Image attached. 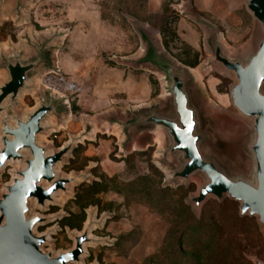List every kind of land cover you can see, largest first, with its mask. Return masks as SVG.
I'll return each instance as SVG.
<instances>
[{"label": "rangeland", "instance_id": "374dc122", "mask_svg": "<svg viewBox=\"0 0 264 264\" xmlns=\"http://www.w3.org/2000/svg\"><path fill=\"white\" fill-rule=\"evenodd\" d=\"M248 0H25L20 14L14 0L0 4V52L29 51L34 40L57 35L54 68L43 70L17 112L32 110L39 95L63 97L69 106L44 141L57 150L72 137L79 141L59 171L78 175L68 195L60 194L33 214L48 217L45 246L55 253L74 246L72 235L94 220L81 264H254L264 261V231L256 217L240 215V203L209 198L199 212L189 197L201 185L167 181L170 164L157 132L141 131L125 141L115 120L151 106L163 107L162 75L140 64L141 32L149 35L178 64L200 73L204 101L213 123L236 141L248 122L233 106L235 80L219 69L207 70V30L184 17L181 7L216 25L226 53L244 58L261 39ZM59 34L61 36H59ZM3 75L0 74V83ZM249 165V164H248ZM248 165L244 168L249 171ZM8 165L0 192L10 182Z\"/></svg>", "mask_w": 264, "mask_h": 264}, {"label": "water", "instance_id": "95a60500", "mask_svg": "<svg viewBox=\"0 0 264 264\" xmlns=\"http://www.w3.org/2000/svg\"><path fill=\"white\" fill-rule=\"evenodd\" d=\"M5 1L0 0V4ZM14 2V12L20 14L25 0ZM246 6L259 24L261 39L244 58L226 53L223 34L216 25L194 14L189 5L181 7L184 17L207 30L210 59L204 68L219 69L235 80L230 88L231 101L248 122L236 141L225 137L213 123L200 73L178 64L143 32L144 54L138 62L162 75L164 106L133 111L114 124L125 141L141 131L158 133L165 144L160 151L161 162L171 165L167 181L201 180L197 192L188 199L196 213L209 198L222 201L229 197L240 203L242 217H256L264 231V0H248ZM56 38L55 34L34 40L28 43V52H0V176L8 165H19L0 192V264H81L87 255L86 246L97 242L91 235V219L83 231L72 235L74 246L70 250L55 253L45 248L51 241L50 229L37 232L48 217L33 214L35 206L45 209L58 195H68L79 179L78 175H62L59 166L80 137H72L57 150L44 141L53 129L52 120L61 121L68 115V102L47 92L37 97L32 110L17 112L23 95L32 90L43 70L54 68ZM247 165L248 172L244 169ZM253 262L264 264L258 258Z\"/></svg>", "mask_w": 264, "mask_h": 264}, {"label": "bare ground", "instance_id": "6f19581e", "mask_svg": "<svg viewBox=\"0 0 264 264\" xmlns=\"http://www.w3.org/2000/svg\"><path fill=\"white\" fill-rule=\"evenodd\" d=\"M44 225H46V224H41V225H39L38 227H40V226H44ZM38 227H37V232L39 233V231H38ZM48 229H51V228H48ZM91 235L93 236V234H91ZM49 239H51V235L49 236ZM88 247H89V245L86 246V250H87V252H88Z\"/></svg>", "mask_w": 264, "mask_h": 264}, {"label": "crops", "instance_id": "0c3cea01", "mask_svg": "<svg viewBox=\"0 0 264 264\" xmlns=\"http://www.w3.org/2000/svg\"><path fill=\"white\" fill-rule=\"evenodd\" d=\"M153 1H156V0H153ZM158 1V0H157Z\"/></svg>", "mask_w": 264, "mask_h": 264}]
</instances>
